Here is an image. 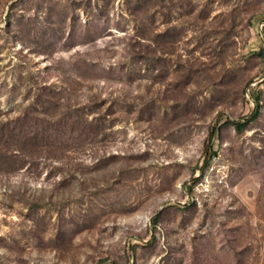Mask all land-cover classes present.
Segmentation results:
<instances>
[{
  "label": "rangeland",
  "instance_id": "374dc122",
  "mask_svg": "<svg viewBox=\"0 0 264 264\" xmlns=\"http://www.w3.org/2000/svg\"><path fill=\"white\" fill-rule=\"evenodd\" d=\"M0 264H264V0H0Z\"/></svg>",
  "mask_w": 264,
  "mask_h": 264
},
{
  "label": "trees",
  "instance_id": "16d2710c",
  "mask_svg": "<svg viewBox=\"0 0 264 264\" xmlns=\"http://www.w3.org/2000/svg\"><path fill=\"white\" fill-rule=\"evenodd\" d=\"M259 116V104L257 103L256 109L251 113L250 117L246 119V121L243 120H237L233 122L235 128L238 131H242V129L252 120H255ZM219 132V129H216L212 132V136L214 137ZM208 165V164H207Z\"/></svg>",
  "mask_w": 264,
  "mask_h": 264
}]
</instances>
